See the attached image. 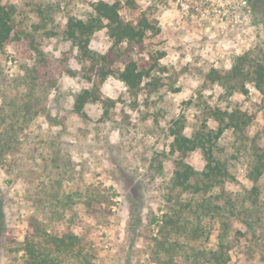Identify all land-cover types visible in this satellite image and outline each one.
Here are the masks:
<instances>
[{"label": "rangeland", "instance_id": "obj_1", "mask_svg": "<svg viewBox=\"0 0 264 264\" xmlns=\"http://www.w3.org/2000/svg\"><path fill=\"white\" fill-rule=\"evenodd\" d=\"M97 1L2 0L17 7V32L33 33L43 51L56 58L68 55L77 75L64 76L56 86L35 93L29 110L19 118L24 131L18 132L17 154L0 158V202L6 227L0 264H21L18 250L26 237L34 235L36 226L48 233L83 238L94 264H157L152 238L158 228L149 222L167 206L173 158L165 161L162 175L153 174L149 167L156 153L169 152L171 122L183 116L189 135L204 119L208 106H238L255 116L248 135L264 143V96L249 85L247 95L236 93L226 99V89L207 79L212 70L229 69L235 57L264 49V0H250L255 10L247 25L233 21L225 27L201 21L194 9L196 0H180L190 6L189 13L178 0H137L141 10L156 21L158 35L149 33L142 44H123L112 52L113 41L106 30L90 42L94 52L109 55L106 69L122 68L131 57L150 73L137 96L113 75L100 83L102 66L80 59L61 34L69 17H84ZM102 1H120L123 20L137 23L139 15L124 6L126 0ZM40 8L52 12L46 28H39ZM27 49L22 40L0 54V109L25 105L24 89H14L13 82L32 62ZM94 85H99L103 99L116 103L109 119L103 116L100 103L86 106L87 120L72 111L75 95ZM231 137L226 133V145ZM190 163L196 170L204 168L199 152L192 154ZM234 174L238 182L226 190L235 193L252 186L241 162L234 166ZM259 185L264 197V179ZM132 208L137 209L135 213ZM216 233L209 248L216 246ZM247 247L240 241L230 264H264V239L253 254Z\"/></svg>", "mask_w": 264, "mask_h": 264}, {"label": "trees", "instance_id": "obj_2", "mask_svg": "<svg viewBox=\"0 0 264 264\" xmlns=\"http://www.w3.org/2000/svg\"><path fill=\"white\" fill-rule=\"evenodd\" d=\"M248 2L254 11L255 5L250 0ZM124 6L139 15L136 24L123 20L120 1L110 4L99 0L91 5L84 17H69L61 34L77 49L80 59L102 66L100 83L113 75L137 96L144 90V80L150 77V73L140 69L131 57L122 68L106 69L109 55L98 54L90 48L92 37L102 30H106L113 41L111 52L123 44L140 45L149 33H160L152 15L142 11L137 0H126ZM37 10L42 22L39 28H46L52 22V12ZM17 13L15 5L0 0V54L12 42L25 40L27 52L32 55V62L24 68V75L13 82L14 89L25 91L21 93L24 107L12 105L0 109L1 159L17 154L18 132L24 131L19 118L29 110L35 93L56 86L64 76L77 75L69 66L68 55L56 58L43 51L33 33L17 32ZM207 79L226 89V99L236 93L247 95L249 85L264 96V49H252L235 57L229 69L212 70ZM91 103H100L103 116L108 119L116 106L112 99H103L99 85H94L75 95L72 111L87 120L86 106ZM205 113L204 119L189 135L184 117L174 119L168 129L172 139L169 152L156 153L151 160L149 170L157 175L163 174L166 160L173 158L174 164L167 206L161 216L155 215L149 222V226L158 228L152 238L157 264H177L178 260L181 264H230L231 253L240 241H245L248 252L253 254L254 248L264 239V197L259 185L264 179V143L259 137H250L247 133L255 116L233 105L224 109L208 106ZM226 133L232 136L229 145L224 143ZM195 152H199L204 161L201 171L190 163ZM238 162L246 166V179L252 186L232 193L226 190V186L237 184L234 166ZM182 195L189 196V199ZM131 210L135 213L137 209ZM5 228L0 202V243ZM215 233L216 246L209 248L208 243ZM18 252L22 253L21 264H94L86 253L83 238L74 233H48L40 226L35 227L34 235L25 238Z\"/></svg>", "mask_w": 264, "mask_h": 264}, {"label": "built area", "instance_id": "obj_3", "mask_svg": "<svg viewBox=\"0 0 264 264\" xmlns=\"http://www.w3.org/2000/svg\"><path fill=\"white\" fill-rule=\"evenodd\" d=\"M189 13L190 6L178 0ZM194 9L197 17L213 27H225L234 23L247 25L253 10L248 0H196Z\"/></svg>", "mask_w": 264, "mask_h": 264}]
</instances>
